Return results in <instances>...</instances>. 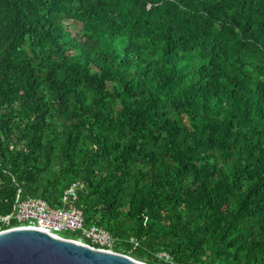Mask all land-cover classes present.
<instances>
[{"label":"trees","instance_id":"16d2710c","mask_svg":"<svg viewBox=\"0 0 264 264\" xmlns=\"http://www.w3.org/2000/svg\"><path fill=\"white\" fill-rule=\"evenodd\" d=\"M74 182L115 252L264 264V0H0V219Z\"/></svg>","mask_w":264,"mask_h":264},{"label":"water","instance_id":"95a60500","mask_svg":"<svg viewBox=\"0 0 264 264\" xmlns=\"http://www.w3.org/2000/svg\"><path fill=\"white\" fill-rule=\"evenodd\" d=\"M0 264H147L31 228L0 231Z\"/></svg>","mask_w":264,"mask_h":264},{"label":"built area","instance_id":"2783aa9c","mask_svg":"<svg viewBox=\"0 0 264 264\" xmlns=\"http://www.w3.org/2000/svg\"><path fill=\"white\" fill-rule=\"evenodd\" d=\"M81 188L82 184L71 183L63 191L60 207H51L41 198L18 200L13 215L0 219L1 224L9 222L2 231L14 228L37 229L60 238L113 251L116 241L108 232L96 226H84L82 211L76 206ZM164 256L167 258V255Z\"/></svg>","mask_w":264,"mask_h":264}]
</instances>
